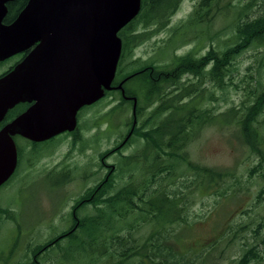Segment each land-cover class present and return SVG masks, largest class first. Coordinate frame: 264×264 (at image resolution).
<instances>
[{
    "label": "trees",
    "instance_id": "16d2710c",
    "mask_svg": "<svg viewBox=\"0 0 264 264\" xmlns=\"http://www.w3.org/2000/svg\"><path fill=\"white\" fill-rule=\"evenodd\" d=\"M27 2H9L4 22L11 23ZM181 2L141 0L138 15L118 33L122 40V51L116 80L133 74L131 81H137L139 78L136 71L153 70L155 79L147 75L143 77V86L147 89L144 99L157 101L158 105L153 107L149 116L159 119H137L127 145L133 141L142 143L141 147L131 154L118 157L114 169L111 166L107 180L103 178L86 188L75 199L71 212L74 211L77 218L72 219L68 229L45 243L32 245L28 260L16 264H43V260L44 263L58 264L61 259L79 262L82 258H88L87 264H205V258H192L186 256L184 251L176 250L172 240L174 237L178 240L181 231L175 229L173 232L170 228H177L176 224H183L181 228L189 225L186 206L182 204L185 195L176 187L179 181L191 180L193 190H200L217 184L227 186L229 176L233 175L228 169L200 163L191 157L188 150L189 143L198 132L219 122L220 118L221 122L238 125V138L259 157L255 166L251 167L250 174L257 173L264 178V83L261 79H256V84L247 89L246 99L238 106L233 105L219 114H213L211 108H203L206 100L217 98L214 94L204 95L206 91L209 92V83L221 89L224 94L227 93L231 86H237L233 80V71L236 70L238 59L251 48H264V3L260 12L250 17L249 11L258 4V0H248L242 4L233 0H199L188 18L172 28L160 52H166L167 56L174 53L177 45L182 44L173 45L179 36L184 37L185 43L190 40L189 36L193 32L194 39L206 33L208 35L209 27L215 19L232 12L234 20L229 26V39L222 42V47L220 44L219 48L215 47L212 42L211 47L201 56H198L197 50L183 55L175 53L172 61L163 65L154 58L145 62L141 58L133 59L134 48L149 40L153 33L167 28ZM209 36L220 43V32ZM157 53L159 55V51ZM21 58L17 55L3 63L16 60L15 64ZM185 76L189 82H186ZM113 92L106 91L104 97ZM129 93L134 94L127 87L126 94ZM122 100L127 102L125 98ZM122 107V103L113 107L107 116L114 115L117 110L125 112ZM25 108L20 105L10 109L0 123V129ZM141 110L138 106L137 117ZM74 138V143L79 140L76 135ZM34 144V153L39 155L41 148L37 143ZM120 150L118 147L108 153ZM23 154V149L19 148L17 169L22 163ZM60 171V174L55 169L47 173L48 178L55 181L56 187L65 183L73 170ZM225 193L227 195L228 190ZM14 214L12 208L0 204V223L14 220ZM64 239L66 241L62 242ZM261 258L256 244H253L243 253L239 263L249 264ZM2 264L11 263L6 260Z\"/></svg>",
    "mask_w": 264,
    "mask_h": 264
},
{
    "label": "rangeland",
    "instance_id": "374dc122",
    "mask_svg": "<svg viewBox=\"0 0 264 264\" xmlns=\"http://www.w3.org/2000/svg\"><path fill=\"white\" fill-rule=\"evenodd\" d=\"M198 1L182 0L169 26L153 33L149 40L135 47L133 59L141 58L145 62L154 58L163 65L171 62L175 53L183 55L197 50L196 53L201 56L211 47L212 42L215 47L219 44L222 47V42L229 39V26L234 20L232 12L215 19L214 24L209 27L208 35L206 33L199 39H194L193 32L189 36L190 40L185 43L184 37L179 36L173 45L180 42L182 44L177 45L174 53L167 56L166 52H160V47L167 42L172 28L188 18ZM233 1L242 4L248 0ZM263 3V0H258V4L249 11V16H256ZM216 32L221 33L220 43L209 36ZM262 54L264 48L260 46L247 50L238 59L236 70L233 71V80L237 86H231L227 93L224 94L221 89L209 83V92L206 91L204 95L214 94L217 98L206 100L203 108H211L213 114H219L233 105L241 104L247 97V89L256 84V79L260 78L264 83ZM15 61L0 62V74ZM184 78L189 82L187 76ZM135 82L137 81H130L127 87L135 95L139 93L142 97L141 88ZM121 99L120 92H113L85 112H80V117L85 116V119H79L81 133L76 143L71 136H59L61 138L57 142L55 140L41 147L39 155L29 157L27 155H30L34 146L23 137L15 138L17 146L24 148L25 152L15 175L11 176L7 185L0 187V204L15 211L14 220L8 219L0 223V264L6 260L11 264L27 261L32 245L45 243L72 225L68 214L75 199L86 188L104 178L105 170L101 162L103 155L107 153V162L115 165L118 157L131 154L141 147L142 143L131 141L121 152L108 153L121 143L133 121L132 103L125 102L122 103L125 112L117 110L114 115H110L112 118L106 119L109 111L122 102ZM156 105L158 103L147 106L143 99L139 104L142 109L137 117L139 121L159 119L149 116ZM238 130L237 124L221 122L220 118L219 122L200 130L188 145L193 159L210 167L232 171L233 175L229 176L227 186L217 184L193 190L191 180H181L176 185L177 190L185 195L182 204L186 206L189 225L181 228L183 224H176L177 228H170L173 232L175 229L181 231L178 240L175 237L172 240L173 245L177 251H184L186 256L205 258V264H240L239 259L253 244H256L262 258L252 260L249 264H264V178L257 173L250 174L251 167L255 166L259 157L241 142ZM54 169L57 174L62 172L60 170L73 171L69 173L70 177L65 183L56 187L55 181L47 176ZM65 241L66 239L62 242ZM87 259L82 258L79 262L87 264ZM59 261L58 264H80L76 261ZM42 262L49 264L46 261L44 263V260Z\"/></svg>",
    "mask_w": 264,
    "mask_h": 264
},
{
    "label": "water",
    "instance_id": "95a60500",
    "mask_svg": "<svg viewBox=\"0 0 264 264\" xmlns=\"http://www.w3.org/2000/svg\"><path fill=\"white\" fill-rule=\"evenodd\" d=\"M12 1L0 0V61L33 48L0 76V123L18 103L32 104L0 129V187L18 165L15 135L40 142L72 132L80 109L115 88L118 33L141 8V0H28L5 23Z\"/></svg>",
    "mask_w": 264,
    "mask_h": 264
},
{
    "label": "flooded vegetation",
    "instance_id": "af4514ba",
    "mask_svg": "<svg viewBox=\"0 0 264 264\" xmlns=\"http://www.w3.org/2000/svg\"><path fill=\"white\" fill-rule=\"evenodd\" d=\"M15 1V0H14ZM33 48V47H32ZM32 48H30L28 51H26V52H22V53H19V54H16V55H14V56H12V57H15V56H17V55H20L22 58L18 61V62H20L27 54H28V52L32 49ZM11 57V58H12ZM10 59V58H9ZM8 60V59H7ZM4 61H6V60H4ZM0 62H3V61H0ZM17 62V63H18ZM17 63H15L14 65H11L12 67L11 68H8L7 70H5L4 72H2L1 74L2 75H4L5 74V72L7 73L8 71H10ZM145 69H140V70H138V71H136V74H137V76H138V78H139V80H137V82H135L136 84H139V87L141 88V91H142V97H141V94H139V93H137L136 95L135 94H131V93H129V94H126V88H127V85H128V83L131 81V79H132V76L131 75H133V74H128V75H126V76H124V77H122V78H120L118 81L116 80V78H117V75L115 76V78H114V80H113V82H112V86L113 87H115V88H113L112 90H114L115 92H120V94H121V97L122 98H125L126 99V103H132V112H133V124H134V119H138L137 118V116H136V109H137V107L139 106V104H140V102H142L143 101V99L144 98H146V93H147V89H146V87L145 86H143V77L144 76H149V77H151L152 79H155L154 77H153V70L151 71H144ZM146 72V73H145ZM0 74V75H1ZM1 75V76H2ZM120 84H122V87H119V85ZM122 100V99H121ZM145 100V99H144ZM121 103H124V101L122 100V102H120V103H117V105H119V104H121ZM145 103H146V105L148 106V105H150V106H153L154 104H156L157 103V101H155V102H153V101H147V100H145ZM32 103H29V102H21V103H18L17 105H15L13 108H11V109H15L17 106H20V105H24V107H26L25 109H23L22 111H20L19 113H17L16 115H15V117L14 118H16L19 114H21L22 112H24L30 105H31ZM93 105V104H92ZM92 105H86V106H84V107H82L81 109H80V111L78 112V115H77V119H78V124H77V128L74 130V131H72V132H68V131H66V132H63V133H61V134H59V135H57V136H55V137H53V138H51V139H48V140H45V141H40V142H36V141H32V140H30V139H28V138H26V137H23V136H21V135H15L14 136V139L16 138V137H23V138H25L28 142H30V144H31V146L33 145L34 147L36 146L34 143H37L38 144V147H43L44 145H46V144H48V143H50V142H52V141H55L56 140V142L62 137V136H65V135H68V136H71L72 138H73V140L75 139L74 137H75V135L76 136H80V133H81V130H80V125H79V119H85V116H82V117H80L81 115H79L80 114V112H85L86 110H88V108L87 107H90V106H92ZM135 105H136V107H135ZM13 118V119H14ZM110 118H112L111 116H106V119H110ZM133 124L131 125V128H130V130L128 131V133L126 134V136L122 139V141H121V143L117 146V148L119 147L120 149H122L123 147H125V145H127V143H128V141L131 139V136H132V134L129 136V134H130V131H131V129H132V127H133ZM59 136H61V137H59ZM129 136V137H128ZM126 138H128L127 139V141L122 145V143L126 140ZM34 142V143H33ZM78 142V141H77ZM76 143V142H75ZM122 145V146H121ZM19 148H21V147H18L17 146V149L19 150ZM24 149V148H23ZM24 152H25V149L23 150ZM32 152H34V150H33V148H32ZM32 152H30V155H27V156H31V157H35V156H37L35 153H32ZM33 155H32V154ZM115 153H117V151H115ZM108 154L106 153L105 155H103V157L101 158V162H102V168L105 170V172H104V180H107L108 179V175L110 174V172H111V170H112V168H111V166L113 167V169H114V165H111V164H109L108 162H107V160H106V156H107ZM17 169V168H16ZM15 173V172H14ZM13 176V175H12ZM84 200V199H83ZM85 200H87V199H85ZM68 216L70 217V220L72 221V219H74V218H77V215H76V213L73 211V212H69V214H68ZM78 222L79 221H77V224H78ZM71 224H72V222H71Z\"/></svg>",
    "mask_w": 264,
    "mask_h": 264
}]
</instances>
